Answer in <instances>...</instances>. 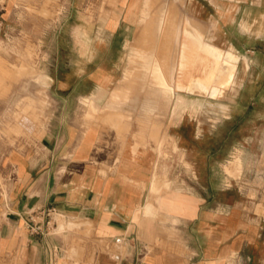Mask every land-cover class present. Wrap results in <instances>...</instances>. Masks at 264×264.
<instances>
[{
  "label": "crops",
  "instance_id": "crops-1",
  "mask_svg": "<svg viewBox=\"0 0 264 264\" xmlns=\"http://www.w3.org/2000/svg\"><path fill=\"white\" fill-rule=\"evenodd\" d=\"M134 1L127 20L136 16ZM102 21L113 34L125 29L115 14ZM101 41L90 43L88 72L51 79L48 119L34 145L0 152V264H251L250 251H264V230L249 221L241 194L207 182L199 184L203 194L163 191L154 180L164 109L178 122L176 105H165L150 79L149 62L158 59L127 54L132 42L125 37ZM132 59L139 70L130 68ZM169 62L173 68L176 56ZM191 74L204 77V64ZM48 209L56 211L54 227L41 237L28 222Z\"/></svg>",
  "mask_w": 264,
  "mask_h": 264
},
{
  "label": "rangeland",
  "instance_id": "rangeland-1",
  "mask_svg": "<svg viewBox=\"0 0 264 264\" xmlns=\"http://www.w3.org/2000/svg\"><path fill=\"white\" fill-rule=\"evenodd\" d=\"M117 1L0 0V152L34 145L48 119L51 79L55 83L69 71L88 72L86 59L96 47L91 42L125 37L132 42L127 54L135 50L158 59L149 62L161 69L150 78L157 89L185 92L163 100L167 106L177 104L173 113L178 122H171L164 109L154 180L163 191L174 187L190 192L193 187L203 194L199 186L207 182L232 195L237 192L247 202L249 221L264 230V0H139L131 20L126 19L127 7L134 0ZM145 2L147 17L140 22ZM195 7L201 12L193 15ZM108 14H115L125 29L113 34V27L102 21ZM203 21L206 25H199ZM177 26L179 33H190L187 40L178 36ZM173 56L177 66L170 68ZM140 63L129 61L137 70ZM218 63L221 68L212 81L210 73ZM196 64L206 67L204 77L191 74ZM21 116L30 123L21 125ZM250 255L251 264H264L259 247Z\"/></svg>",
  "mask_w": 264,
  "mask_h": 264
},
{
  "label": "bare ground",
  "instance_id": "bare-ground-1",
  "mask_svg": "<svg viewBox=\"0 0 264 264\" xmlns=\"http://www.w3.org/2000/svg\"><path fill=\"white\" fill-rule=\"evenodd\" d=\"M135 2V1H134ZM162 17V16H161ZM161 19V18H160ZM159 21H161V20H159ZM160 23V22H159ZM183 27V26H182ZM180 29V28H179ZM182 29V28H181ZM211 29V28H210ZM207 30V29H206ZM179 33V32H178ZM190 35V33L187 31V29H182L181 30V32L178 34V36H180V38L181 39H183V40H187L188 39V36ZM197 38V37H196ZM202 38V37H201ZM179 39V38H178ZM180 42V41H179ZM204 42V41H203ZM182 43V42H181ZM205 43V42H204ZM179 44V43H178ZM185 44V43H184ZM207 44V43H206ZM186 46V45H185ZM189 49H191V48H189ZM188 49V50H189ZM179 50H180V48H179ZM200 50V49H199ZM179 52V51H178ZM133 56V55H132ZM152 56V55H151ZM179 56V55H178ZM206 60H208V59H206ZM216 61V60H215ZM214 61V62H215ZM202 62V61H201ZM204 63V62H203ZM207 63V62H206ZM210 63V62H209ZM208 64V63H207ZM212 64V63H211ZM210 64V65H211ZM213 65V64H212ZM215 66H214V68H213V71L210 73V71H209V73H210V77H211V80L213 81V80H216L217 79V73L219 72V67L221 68V66H220V63H218V64H214ZM176 66H177V63H176ZM142 67H143V65H142ZM211 67V66H210ZM204 68H206V67H204ZM158 70H161V69H159V67L157 68ZM156 69V67L154 66V67H152V70H151V72H150V74H154V73H156V72H154L155 70H157ZM177 70H178V67H177ZM177 70H176V73H177ZM210 70V69H209ZM171 72H173V71H171ZM157 73H159V72H157ZM161 73V72H160ZM155 75V74H154ZM158 75V74H157ZM163 75V74H162ZM172 75H173V73H172ZM178 75V74H177ZM159 76H160V74H159ZM175 76V75H174ZM163 77H164V79H165V81H166V78H165V76L163 75ZM158 78V77H157ZM160 78V80H162L161 79V77H159ZM226 78V77H225ZM175 79H176V76H175ZM159 81V80H158ZM186 82V81H185ZM188 82V81H187ZM162 83V82H161ZM166 83H167V81H166ZM168 83H170V82H168ZM172 83V82H171ZM170 83V84H171ZM160 84V83H159ZM165 84V82L163 81V85ZM173 85H174V83H172ZM171 84V85H172ZM163 85H161V86H163ZM234 85H235V79H233L232 80V82H231V84H230V86H229V88H228V90L229 89H232L233 87H234ZM166 86V85H165ZM165 86H163V87H165ZM159 87V86H158ZM172 87V86H171ZM185 89V88H184ZM157 90H159V91H161V94H162V98H163V100H167L168 98H169V96L171 95V94H173V92H181V93H185V92H183V91H181V90H172L171 88H168V86H167V88H165V89H157ZM230 92V91H229ZM219 93V96L218 97H220L222 94H223V92L222 91H219L218 92ZM184 97V96H183ZM176 99V98H175ZM187 99V98H186ZM181 101H182V99H181ZM179 102V101H178ZM189 103V102H188ZM177 105V104H176ZM179 105V104H178ZM173 106H175V104L173 105ZM180 106V105H179ZM176 107V106H175ZM181 107V106H180ZM184 107H186V106H184ZM173 109V108H172ZM178 109H180V108H178ZM176 110V109H175ZM179 111V110H178ZM175 113V112H174ZM179 114H180V112H179Z\"/></svg>",
  "mask_w": 264,
  "mask_h": 264
},
{
  "label": "built area",
  "instance_id": "built-area-1",
  "mask_svg": "<svg viewBox=\"0 0 264 264\" xmlns=\"http://www.w3.org/2000/svg\"><path fill=\"white\" fill-rule=\"evenodd\" d=\"M34 218L39 219L38 221ZM56 218V211L54 209H48L46 211H40L37 214H33L28 222L29 229L41 237L47 236L54 227V219Z\"/></svg>",
  "mask_w": 264,
  "mask_h": 264
}]
</instances>
